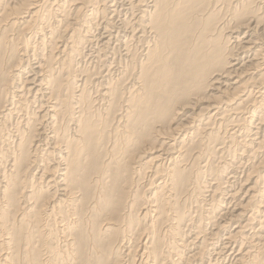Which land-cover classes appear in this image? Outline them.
Returning <instances> with one entry per match:
<instances>
[{
    "label": "bare ground",
    "instance_id": "6f19581e",
    "mask_svg": "<svg viewBox=\"0 0 264 264\" xmlns=\"http://www.w3.org/2000/svg\"><path fill=\"white\" fill-rule=\"evenodd\" d=\"M117 1L0 0V264H264V0Z\"/></svg>",
    "mask_w": 264,
    "mask_h": 264
},
{
    "label": "rangeland",
    "instance_id": "374dc122",
    "mask_svg": "<svg viewBox=\"0 0 264 264\" xmlns=\"http://www.w3.org/2000/svg\"><path fill=\"white\" fill-rule=\"evenodd\" d=\"M117 2H119V4L122 3L121 0H118ZM118 10H120V13H121V9L118 8ZM113 42H114V41H113ZM92 52H93V53L95 52V49H94V48L92 49ZM92 52H91V53H92ZM239 176H240V178H241V175H239ZM236 186H238V185H237V182H236V184L234 183V184L232 185V187H235V188H236ZM221 239H222V237H221V238L219 237L218 240L216 239V242H217V243H216V244H217L216 247L221 248V246H223V241H222ZM219 244H221V245H219ZM225 256H226V257H225ZM217 257H218L217 255H216V256H215V255L213 256V259H214L213 261H215L217 264H224V262L228 263L229 260H230V257H229L228 255H226V254H225V255H222V256H219L218 258H217ZM220 257H221V258H220ZM225 258H228V259H225ZM215 259H216V260H215ZM218 260H220V261L218 262ZM223 260H224V262H223ZM225 260H226V261H225ZM221 261H222V262H221Z\"/></svg>",
    "mask_w": 264,
    "mask_h": 264
}]
</instances>
